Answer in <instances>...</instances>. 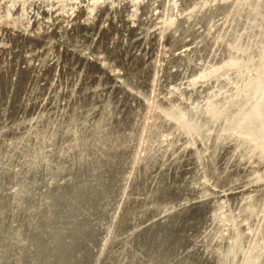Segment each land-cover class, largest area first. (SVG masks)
Here are the masks:
<instances>
[{
  "label": "rangeland",
  "instance_id": "rangeland-1",
  "mask_svg": "<svg viewBox=\"0 0 264 264\" xmlns=\"http://www.w3.org/2000/svg\"><path fill=\"white\" fill-rule=\"evenodd\" d=\"M239 31L264 0H0V264H264L259 142L183 118L250 73Z\"/></svg>",
  "mask_w": 264,
  "mask_h": 264
},
{
  "label": "bare ground",
  "instance_id": "bare-ground-1",
  "mask_svg": "<svg viewBox=\"0 0 264 264\" xmlns=\"http://www.w3.org/2000/svg\"><path fill=\"white\" fill-rule=\"evenodd\" d=\"M166 15H167V11L165 10ZM210 12H207L205 15H199V13H192L189 14V16H186V18L181 19L182 21H185L186 23H190L193 24L194 22L200 20L199 18L201 17L202 19L205 18L206 15L212 16V14L210 15ZM162 17V16H161ZM166 17V16H165ZM164 17V18H165ZM168 17V15H167ZM180 18V17H179ZM158 19V17H157ZM166 19V18H165ZM180 20V21H181ZM158 21V20H157ZM179 22V21H177ZM169 23V22H168ZM178 24V23H177ZM176 24V25H177ZM155 25V24H154ZM172 25V24H171ZM174 25V24H173ZM175 25V26H176ZM178 26V25H177ZM174 27V26H173ZM172 27V29H173ZM171 29V28H170ZM175 31V30H174ZM202 32V31H201ZM200 32V33H201ZM206 32V31H205ZM225 34H228L226 32H224ZM207 34V33H206ZM236 34V33H235ZM234 34V35H235ZM242 38H243V34L242 32H237V34L233 37L232 35H219L217 37V39L215 40L216 42H219L220 40L224 39V43L227 46H234V48L236 47V49H238L239 55H241L242 58H245L249 60H251L253 67L250 70V73L248 74V76H246V78L244 79V81L242 83H240V86L238 88H236L235 90H227L228 91L226 94L222 95L221 97L215 99V100H207L204 104L199 105V107H197V111L194 113L192 112H186L183 114V118H189L191 117L193 120H195V124L193 126V132L191 134V138L195 141V140H202L201 138L204 136H208V135H215V141H214V147L212 145L213 148H216L215 151L217 149H219L220 147L224 148L226 145V147H228L229 145H234V143H232V141L230 139L227 138L228 134L232 131L235 130H240L241 133H238L239 135H241V138L238 139L235 143L236 146L237 144L241 143L244 145V143L248 146L246 149L244 148V151L248 150V149H255L253 147H256L255 144H252L251 142H256V140L259 142L260 144V149L257 151L260 155H262V165H263V161H264V47H262L261 49H251L250 47L248 48L247 46L242 45ZM205 39V37H204ZM247 39V38H246ZM213 40V42H215ZM246 42V40H245ZM231 50V48H230ZM232 51V50H231ZM236 51V52H238ZM233 53V52H232ZM234 55H237L236 53ZM230 56V55H229ZM233 56V55H231ZM236 57V56H234ZM240 58V56L238 57ZM221 61V60H220ZM243 61V60H242ZM250 61H248L249 63ZM215 63V62H214ZM241 63V62H240ZM244 63V61L242 62V64ZM249 64V65H250ZM241 65V64H239ZM246 65V64H245ZM244 65V66H245ZM216 65H212L209 66L207 68H205V71L203 72L205 75L209 76L211 75L213 72V68ZM243 66V65H242ZM238 67V66H237ZM241 67V66H240ZM248 68V67H247ZM251 68V67H250ZM247 70V69H246ZM248 72V71H247ZM246 72V73H247ZM201 74V73H200ZM230 74V73H229ZM235 74H233L234 76ZM230 78V76H228ZM196 78V77H195ZM232 78V77H231ZM207 79V77H206ZM242 79V77H241ZM227 80V79H226ZM194 86V85H193ZM236 87V86H235ZM218 90V89H217ZM223 92V91H221ZM220 96V95H219ZM187 97V96H186ZM197 98V97H196ZM194 112V111H193ZM192 120V122H193ZM193 124V123H192ZM234 133V132H233ZM246 135V136H245ZM211 137V136H210ZM209 137V138H210ZM238 138V137H237ZM208 139V138H207ZM211 139V138H210ZM204 140V139H203ZM199 141V140H198ZM198 141L196 143H198ZM207 141V140H205ZM201 142V141H200ZM245 145V146H246ZM202 146V145H201ZM234 145V149L237 148ZM239 146V145H238ZM211 147V149H212ZM232 147V146H231ZM244 146H242L243 148ZM204 148V146H203ZM206 148V147H205ZM209 148V146H208ZM194 149V148H193ZM155 150V149H154ZM200 150H202V148H200ZM204 150V149H203ZM243 150V149H242ZM241 150V151H242ZM214 151V153H216ZM243 151V152H244ZM256 151V152H257ZM255 152V153H256ZM155 153V152H154ZM240 153V152H239ZM242 153V152H241ZM254 153V152H253ZM257 153V154H258ZM196 154V153H195ZM213 154V153H212ZM258 154V155H259ZM232 155V154H231ZM241 155V154H240ZM239 155V156H240ZM243 155V154H242ZM156 156V155H155ZM200 156V154H199ZM209 156V155H208ZM255 156V155H254ZM202 157V156H201ZM217 155L213 154L211 155V160H213L214 162L217 160ZM206 158V157H205ZM253 158V157H251ZM259 158V157H258ZM219 159V157H218ZM158 160V159H157ZM231 161V160H230ZM235 161V159H234ZM159 162V161H158ZM163 162V161H162ZM168 162V161H166ZM170 162V161H169ZM168 162V163H169ZM211 162V161H210ZM258 163V161H256ZM234 163V162H233ZM201 164V166H203V168H207L208 172L207 175L209 177H211L212 179H214L216 182L220 181V184H222V180H221V176L217 171H212V169L209 168V166H211L210 164H208V162L203 161ZM214 164V163H213ZM256 164V163H255ZM259 165V164H258ZM225 166V165H224ZM229 166V165H228ZM246 166V165H245ZM255 166V165H254ZM212 167V166H211ZM240 167V166H237ZM253 167V166H252ZM260 167V166H259ZM236 168V167H235ZM247 168V167H246ZM255 167H253L254 170ZM241 169H243L241 167ZM245 169V168H244ZM252 169V168H251ZM205 170V169H204ZM239 170V169H238ZM234 171V170H232ZM245 171V170H244ZM259 171V170H258ZM262 171V170H261ZM226 172V171H225ZM235 172V171H234ZM233 172V173H234ZM238 172V171H236ZM260 172V171H259ZM257 172V173H259ZM255 173V171L253 172ZM199 174V172L197 173ZM226 174V173H225ZM237 174V173H235ZM202 176V175H201ZM221 176V177H220ZM240 175L238 174V177ZM260 176V175H259ZM200 177V176H199ZM225 177V176H224ZM236 177V176H235ZM193 179V177H192ZM202 179V177H201ZM233 179V177L231 178ZM237 179V178H235ZM199 179H196L193 181L194 184H198L199 182L197 181ZM238 181V180H235ZM201 182V181H200ZM206 184V183H205ZM219 184V182H218ZM236 184V183H235ZM259 184V183H258ZM201 186H203V184H200ZM231 185V184H230ZM238 185V183L236 184ZM252 185V184H251ZM208 186V185H207ZM239 186V185H238ZM223 187V186H222ZM231 187V186H229ZM232 188V187H231ZM235 188V187H234ZM247 188V187H246ZM211 189V188H210ZM230 189V188H229ZM250 189V188H249ZM201 196H203L202 194H200ZM164 201V200H163ZM224 203V202H223ZM198 204V203H197ZM200 205V204H199ZM195 206V205H194ZM199 207V206H198ZM227 207V206H226ZM252 207V206H251ZM196 208V207H195ZM243 209V208H242ZM73 212V211H72ZM235 213V212H234ZM103 215V214H102ZM114 215V214H113ZM249 215V214H248ZM244 216V215H243ZM230 218V217H229ZM248 219V218H247ZM251 219V218H250ZM63 221V220H62ZM63 223V222H62ZM245 224V223H244ZM253 224V223H252ZM99 225V224H98ZM113 226V225H112ZM229 226V225H228ZM246 226V225H245ZM252 226V225H251ZM66 227V226H65ZM92 227V225H91ZM264 228V227H263ZM82 229V228H81ZM100 229V228H99ZM220 229V228H219ZM262 229V228H261ZM89 230V229H88ZM96 230V229H95ZM94 230V231H95ZM231 230V229H229ZM80 231V230H79ZM256 231V230H255ZM74 232V231H73ZM86 232V231H85ZM104 232V231H102ZM76 233V232H75ZM96 233V232H95ZM99 233V232H98ZM213 233V232H212ZM74 234V233H73ZM81 234V233H80ZM105 234V233H104ZM107 234V232H106ZM109 234V233H108ZM184 235V234H183ZM19 236V235H18ZM74 236V235H73ZM104 237V236H103ZM79 238V237H78ZM86 237H84L85 239ZM90 238V237H88ZM73 239V238H72ZM91 239V238H90ZM261 239V238H260ZM86 240V239H85ZM94 240V239H93ZM78 242V241H77ZM96 242V241H95ZM73 243V242H72ZM99 243V242H98ZM97 243V245H98ZM101 243V242H100ZM127 244V242H126ZM70 245H72L70 243ZM96 245V244H94ZM100 245V244H99ZM33 247V246H32ZM31 247V248H32ZM97 247V246H96ZM101 247V245H100ZM196 247V246H195ZM242 247V246H241ZM256 247V246H255ZM254 247V248H255ZM258 247V246H257ZM66 248V247H64ZM73 248V247H72ZM263 248V247H262ZM59 249V248H57ZM74 249V248H73ZM72 249V250H73ZM87 249V248H86ZM202 249V248H201ZM264 249V248H263ZM92 250V249H91ZM243 250V249H242ZM249 250V249H248ZM25 251V250H24ZM93 251V250H92ZM106 251V250H105ZM247 251V250H246ZM261 251V250H259ZM263 251V250H262ZM71 252V251H70ZM171 252V251H170ZM61 253V252H59ZM79 253V252H78ZM100 253V252H99ZM138 253V252H137ZM218 253V252H217ZM232 252H230V255ZM234 253V252H233ZM238 253V252H237ZM236 253V254H237ZM66 254V252H65ZM68 254V252H67ZM63 255V254H62ZM94 255V254H93ZM83 256V255H82ZM81 256V257H82ZM92 256V255H91ZM65 257V256H64ZM218 257V256H217ZM54 258V257H53ZM52 258V259H53ZM63 258V257H62ZM66 258V257H65ZM69 259V257H67ZM72 258V255H71ZM84 258V257H83ZM258 258V257H257ZM80 259V258H79ZM251 259V258H250ZM55 260V259H54ZM67 260V259H66ZM84 260V259H83ZM53 261V260H52ZM61 261V259H60ZM59 261V262H60ZM34 262V261H33ZM61 263V262H60ZM30 264V263H29ZM96 264V262H95Z\"/></svg>",
  "mask_w": 264,
  "mask_h": 264
}]
</instances>
